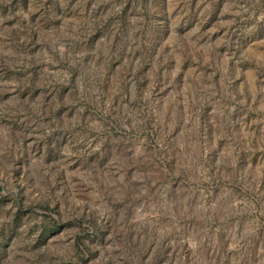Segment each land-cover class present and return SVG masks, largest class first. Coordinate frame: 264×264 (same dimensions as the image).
<instances>
[{
	"label": "rangeland",
	"instance_id": "rangeland-1",
	"mask_svg": "<svg viewBox=\"0 0 264 264\" xmlns=\"http://www.w3.org/2000/svg\"><path fill=\"white\" fill-rule=\"evenodd\" d=\"M0 264H264V0H0Z\"/></svg>",
	"mask_w": 264,
	"mask_h": 264
}]
</instances>
